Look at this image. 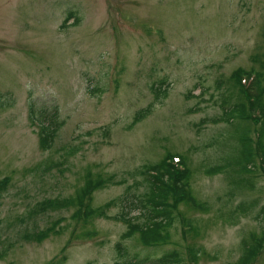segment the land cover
<instances>
[{
	"label": "rangeland",
	"instance_id": "rangeland-1",
	"mask_svg": "<svg viewBox=\"0 0 264 264\" xmlns=\"http://www.w3.org/2000/svg\"><path fill=\"white\" fill-rule=\"evenodd\" d=\"M240 68L264 70V0H0V177L11 179L0 199V264H147L174 249L183 264L236 263L242 242L264 227V168L253 190L230 168L207 170L236 155L233 127L214 121ZM32 117L55 121L50 149ZM169 153L188 158L193 194L209 212L180 205L167 245L122 241L123 222L84 224L75 209L28 217L44 199L100 178L111 180L92 191V207L114 203L108 215L139 216L129 203L143 191L139 170ZM241 204L251 208L234 215ZM185 219L198 235L184 233ZM56 220L58 234L23 240ZM188 246L200 250L197 263Z\"/></svg>",
	"mask_w": 264,
	"mask_h": 264
},
{
	"label": "trees",
	"instance_id": "trees-1",
	"mask_svg": "<svg viewBox=\"0 0 264 264\" xmlns=\"http://www.w3.org/2000/svg\"><path fill=\"white\" fill-rule=\"evenodd\" d=\"M73 12L69 13L72 18ZM69 21V20H68ZM67 21V22H68ZM78 20H74L73 25H77ZM253 78L249 87L243 83V79ZM222 117L214 122H225L233 127L234 139L236 140V155L226 160V165L217 166L207 170L208 175L221 174L228 168L239 180L238 183L245 185V189L253 190L255 185L253 178L256 177L260 169L264 168V70L255 72L254 70L238 69L232 73L227 81V87L220 103ZM150 109L142 110L135 117L134 124L142 121L148 115ZM33 111V110H32ZM32 113V112H31ZM33 123L40 126V146L42 150L50 149L57 134L55 121H42L31 118ZM257 132L258 139H253L254 132ZM174 155L167 154L163 160L144 165L139 174L142 177L141 185L143 191L136 196V200L130 201V205L139 208V216H143V222L138 220L139 216H131V212L124 211L120 217L110 216L107 211L115 206L108 203L104 206L92 207V191L106 184L111 178H100L96 181L86 180L74 196L60 198H47L37 203L29 211L30 219L37 218L49 212H57L75 209L73 218L84 219V224L91 223L95 219L105 218L123 222L128 230L121 239L129 240L138 235L142 245L146 247H159L170 243L169 230L174 226L178 217L180 205L191 204L194 209L209 212L207 204L199 201L193 194L191 182L193 177L192 169L189 166L188 158L180 156V163H175ZM261 158L260 165L258 160ZM258 173H256L257 169ZM256 173V175H254ZM251 176L250 178H246ZM251 179V181L249 180ZM11 179L0 177V199L8 191ZM251 208L246 204L239 205L233 212L234 215L246 214ZM239 212V213H238ZM238 213V214H236ZM60 221L62 219H59ZM59 221H55L50 227L39 232L25 233L23 240L30 243L41 244L53 235ZM183 230L185 234L195 233L198 235V227L191 219L183 220ZM192 231V232H190ZM188 232V233H187ZM87 232L86 235H90ZM119 256H123L127 250L122 243L117 244ZM188 252L192 259L197 262L200 250H195L193 246H188ZM264 250V227L258 235H252L250 239L242 242V255L234 264H255L259 255ZM8 253L5 251L4 256ZM128 254V253H127ZM3 255L0 258L4 257ZM148 262V263H147ZM59 260H54L50 264H58ZM147 264H183V259L178 250L165 252L161 257L148 260Z\"/></svg>",
	"mask_w": 264,
	"mask_h": 264
}]
</instances>
